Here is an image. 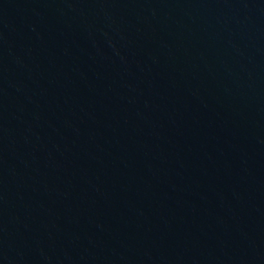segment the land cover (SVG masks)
<instances>
[{"label": "water", "instance_id": "water-1", "mask_svg": "<svg viewBox=\"0 0 264 264\" xmlns=\"http://www.w3.org/2000/svg\"><path fill=\"white\" fill-rule=\"evenodd\" d=\"M0 264H264V0H0Z\"/></svg>", "mask_w": 264, "mask_h": 264}]
</instances>
